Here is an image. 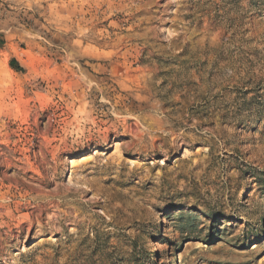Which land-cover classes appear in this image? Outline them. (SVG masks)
Listing matches in <instances>:
<instances>
[{"label": "rangeland", "instance_id": "rangeland-1", "mask_svg": "<svg viewBox=\"0 0 264 264\" xmlns=\"http://www.w3.org/2000/svg\"><path fill=\"white\" fill-rule=\"evenodd\" d=\"M0 264H264V0H0Z\"/></svg>", "mask_w": 264, "mask_h": 264}, {"label": "trees", "instance_id": "trees-1", "mask_svg": "<svg viewBox=\"0 0 264 264\" xmlns=\"http://www.w3.org/2000/svg\"><path fill=\"white\" fill-rule=\"evenodd\" d=\"M9 65L12 67V68H16L17 70H19V66H18V63L14 60V59H10L9 61Z\"/></svg>", "mask_w": 264, "mask_h": 264}]
</instances>
